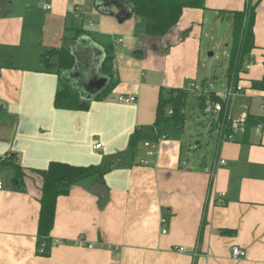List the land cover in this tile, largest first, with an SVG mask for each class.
Wrapping results in <instances>:
<instances>
[{
  "label": "crops",
  "instance_id": "crops-1",
  "mask_svg": "<svg viewBox=\"0 0 264 264\" xmlns=\"http://www.w3.org/2000/svg\"><path fill=\"white\" fill-rule=\"evenodd\" d=\"M133 1L0 0V264H264V88L254 85L264 79V0H205L164 36L147 34ZM248 4L254 46L233 69L234 12ZM107 43L114 84L84 97L65 72L79 62L106 75L95 50L106 56ZM209 43L227 46L221 70ZM55 50L72 67L61 69ZM64 84L84 106L56 101ZM174 90L183 94L164 110L179 108L183 124L160 127L166 138L150 155L133 136ZM211 100L223 110L199 115ZM52 164L88 173L58 198L44 255L39 170Z\"/></svg>",
  "mask_w": 264,
  "mask_h": 264
},
{
  "label": "trees",
  "instance_id": "trees-1",
  "mask_svg": "<svg viewBox=\"0 0 264 264\" xmlns=\"http://www.w3.org/2000/svg\"><path fill=\"white\" fill-rule=\"evenodd\" d=\"M204 5L205 0H134L132 8L136 16L146 19V29L149 36H164L178 24L185 8H202ZM255 8V6H249L248 4L244 10L234 12L233 53L231 60V68L233 69H235L236 66L237 68L240 66L243 56L249 53L254 46L253 26L256 17ZM53 51L54 50L47 52L48 57H52L51 55L54 54ZM105 51L106 56L103 71L109 76L110 81L104 92L108 91L114 84L112 74L110 73V68H112L111 63L114 59L112 45L107 43ZM55 52L58 55V63L61 69L72 67V57L70 55L67 53L64 54L63 50H55ZM254 85L264 88V79L254 81ZM182 92L181 90H174L169 98L161 99L155 123L146 131L136 133L133 136V141L137 143L144 139L153 138L151 133L154 132L155 129L158 130L160 127L166 126L167 124L175 126L176 128L181 127L183 124V114L180 112L179 108L173 107L170 114H167L164 109L169 104L173 105L174 101L178 100V96L183 94ZM78 95L79 93L70 85L64 84L60 88L59 94H57L56 101L62 102L63 104L71 103L73 105L72 107L75 108L84 106L85 104H80ZM64 100L65 102H63ZM39 171L44 174L45 182L41 200L42 211L37 243L39 248L44 245L42 254L46 255L50 253L52 248L53 239L51 237V231L55 223L58 198L61 195L67 194L73 183L85 177L88 170L83 167H73L67 164H52L48 170ZM20 178L19 172L16 181L20 182Z\"/></svg>",
  "mask_w": 264,
  "mask_h": 264
},
{
  "label": "water",
  "instance_id": "water-1",
  "mask_svg": "<svg viewBox=\"0 0 264 264\" xmlns=\"http://www.w3.org/2000/svg\"><path fill=\"white\" fill-rule=\"evenodd\" d=\"M98 7H108L109 5L121 6L120 0H99ZM128 15V14H127ZM130 16V14H129ZM96 62L105 59L102 50H95ZM102 58L100 59V57ZM87 58V56H86ZM77 63L75 69L65 72V78L77 87L84 97H97L109 84L110 78L95 68H89L88 63ZM84 65V66H83Z\"/></svg>",
  "mask_w": 264,
  "mask_h": 264
},
{
  "label": "built area",
  "instance_id": "built-area-1",
  "mask_svg": "<svg viewBox=\"0 0 264 264\" xmlns=\"http://www.w3.org/2000/svg\"><path fill=\"white\" fill-rule=\"evenodd\" d=\"M43 7L46 10H49V9L52 8L51 4L46 3V2L45 3L43 2ZM73 12L76 14V16L81 17V16H83L84 14L87 13V7H79V5H75V7L73 8ZM237 91L241 92L242 91V87L238 86L237 87ZM220 94L222 95L224 93L221 92ZM227 94L231 95V96H234V95H236V91L233 90V91L228 92ZM125 101L126 102H136L137 98L132 96V97L125 98ZM213 110L222 111L223 110V104H221L220 102L212 101V100L208 101V103H207V105L205 107L206 113H211ZM240 121L244 122L245 121V117L242 116L240 118ZM152 135L154 136V138L146 139V141L144 142L145 146L150 149V151L148 152L150 155L155 154L156 150L158 149V145L160 144V142L166 138V135L162 134V133H159V131L157 129L154 130ZM95 148L100 149L101 148V144L100 143L96 144ZM221 163L224 164L225 161L222 160ZM0 189H2V184L1 183H0ZM43 246L44 245H42L39 248L40 253H43V251H44V247ZM89 246H91V245H89ZM183 249H184L183 247L180 248L181 251H183ZM231 251H232V255H233L234 258L246 256V251L244 249L240 248L239 246H233Z\"/></svg>",
  "mask_w": 264,
  "mask_h": 264
},
{
  "label": "rangeland",
  "instance_id": "rangeland-1",
  "mask_svg": "<svg viewBox=\"0 0 264 264\" xmlns=\"http://www.w3.org/2000/svg\"><path fill=\"white\" fill-rule=\"evenodd\" d=\"M88 26V23H86L85 25L83 24V27H87ZM86 29V28H85ZM232 33H233V29L231 30V33H230V37H232ZM210 39L209 38H205V42H208ZM210 46L213 47V50L216 52V56L218 58V60H215V64L213 65V70H216V68H218V66L220 65V70L223 66V63H224V60L228 58L229 55H226L223 53V50L227 48V46L223 43L222 45H220V47L216 46V45H212L213 43H209ZM211 54H207V59L210 57ZM90 68H94L93 66H90ZM214 73V71H213ZM192 104H190V108L192 107ZM197 108H199L198 104L196 105ZM199 115L203 116V117H210V113H199ZM190 117V116H189ZM195 145V143L193 144ZM197 148V147H196Z\"/></svg>",
  "mask_w": 264,
  "mask_h": 264
}]
</instances>
